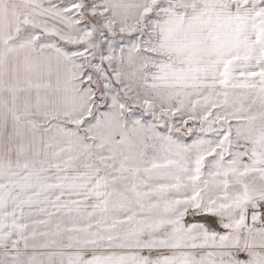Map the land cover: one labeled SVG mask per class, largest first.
Masks as SVG:
<instances>
[{"label": "snow or ice", "instance_id": "1", "mask_svg": "<svg viewBox=\"0 0 264 264\" xmlns=\"http://www.w3.org/2000/svg\"><path fill=\"white\" fill-rule=\"evenodd\" d=\"M0 264H264V0H0Z\"/></svg>", "mask_w": 264, "mask_h": 264}]
</instances>
